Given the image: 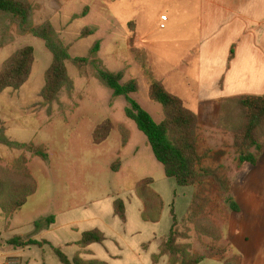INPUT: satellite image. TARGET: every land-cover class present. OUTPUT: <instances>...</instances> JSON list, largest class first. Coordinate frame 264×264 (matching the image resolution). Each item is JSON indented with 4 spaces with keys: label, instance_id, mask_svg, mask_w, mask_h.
Segmentation results:
<instances>
[{
    "label": "rangeland",
    "instance_id": "374dc122",
    "mask_svg": "<svg viewBox=\"0 0 264 264\" xmlns=\"http://www.w3.org/2000/svg\"><path fill=\"white\" fill-rule=\"evenodd\" d=\"M28 1L33 9V24L49 22L58 38L68 46L71 59L66 61V68L71 85L62 88L50 103H44L41 90L45 83V71L52 59L50 52L42 39L30 33H19L8 20L0 19V70L4 61L17 49L30 45L34 51V60L26 81L16 89L0 91V134L9 141L43 146L47 154L46 159H41L31 151L0 143V181H3L6 188L22 185V189L24 185H30L32 178L36 184L35 192L27 197L11 221H5V225L8 224L6 229L11 226L14 232L27 234L33 231L29 230L33 222L40 218L51 215L62 219L69 218V215L74 217L104 202L106 205L111 197L123 199V195L128 198L134 195L143 203L142 219L154 224L159 222L158 230L168 235L172 225L171 210L179 222L183 217L181 204L189 199L182 194L183 186H178L172 178L165 176L146 137L125 115L127 99L114 96L95 75L97 68H105L114 72L123 71V81L135 79L138 90L130 94V97L153 120L160 122L163 118L162 107L149 99L148 75L134 51L143 50L146 65L154 78L180 97L187 107L198 114L199 120L214 122L217 102L199 101L192 91L191 85L194 82L191 79L188 82L182 78L163 79L165 73H170V64H175L176 56L165 48L167 40L163 39V30H159L155 24V14L163 10V4L149 0ZM131 21L139 22L138 30L141 31L147 50L136 44L135 24L131 26ZM85 28L92 31L88 36L81 35ZM95 41H99V50L95 56L89 58L91 60L86 64H75L72 58L88 56ZM165 60L166 63H163ZM183 70L192 75V67ZM105 120L112 124L110 135L104 142L95 145L92 141L93 130ZM123 131L127 133L125 144H122ZM199 138L200 152L210 154L202 165L218 167L220 174L230 181V188L233 184V196L238 206L240 190L244 186L241 182L264 188V155L255 167L239 164L238 152L233 147V134L222 128L201 130ZM217 151H222L223 155L215 164L212 158ZM21 157L26 161L23 164L25 167L17 166ZM116 162L118 170L112 168ZM253 169L257 172L255 178L248 175ZM144 178L150 179L146 190L157 191L162 197L159 210L148 208L136 192V183ZM193 187L195 191L198 190L200 199L205 200L203 211L197 219L214 223L217 219L222 224L227 221V213L235 212L229 202L232 198L230 191L224 195L219 185L211 180L204 181L202 186ZM185 189L183 191L189 193ZM3 193H7V189ZM109 209L114 214V209L112 211L106 205L105 215ZM234 217L237 220L233 218L232 223L239 226V214ZM199 223L203 227L204 220ZM0 226L3 225L0 223ZM177 229L190 237L187 241L192 250L195 243H203L201 238L207 237L199 233L194 223L180 222ZM231 240L234 241V238L231 237ZM180 241L185 242L186 239ZM230 246L233 250V244ZM212 248L220 249L209 247L206 251ZM51 254L56 259L55 254Z\"/></svg>",
    "mask_w": 264,
    "mask_h": 264
},
{
    "label": "crops",
    "instance_id": "0c3cea01",
    "mask_svg": "<svg viewBox=\"0 0 264 264\" xmlns=\"http://www.w3.org/2000/svg\"><path fill=\"white\" fill-rule=\"evenodd\" d=\"M149 1L156 3L160 1L159 4H163V10L155 14V24L159 30H163V39L167 40L165 48L176 55L175 64H170L172 67L169 69L170 73H165L163 79L182 78L187 82L191 79L194 82L191 85L192 91L200 99L199 101L217 102L216 118L211 123L199 120L198 114L192 110L198 118L199 145L201 130L219 128V109L225 98L240 95L264 96V0ZM162 15L166 17L163 21ZM162 23L163 27H161ZM138 24L139 22H135L136 44L141 49L147 50L141 31L138 30ZM231 50L233 55L230 58ZM189 67L193 68L191 76L188 71L183 70ZM263 155L264 152L258 156L257 164ZM257 164L248 165L255 167ZM248 175L255 178L257 172L253 169ZM173 181L175 182L174 179ZM241 185L244 186L240 190L239 206L235 202L236 197L233 196V184L230 188L232 196L230 200L236 204L238 213L233 211L227 213V221L222 224L219 220H214L220 228V238L214 240L210 237H202L200 241L203 243H195L193 246L195 252L210 253V256L199 264H223L225 260L231 261V259H237L239 264H264V188H256L253 184L249 186L248 182H241ZM184 187L189 193L183 191ZM183 188L182 194L187 195L189 199L181 204L184 216L195 187L183 186ZM155 192H153L154 196L161 202L162 207V197L159 192ZM131 196L121 198L125 206V220L111 213V209L105 215L106 205L113 211L115 199L111 197L106 205L104 202L82 215H74V217L69 215V218L63 219L55 216L48 227L38 231L31 226L29 230L33 229V231L27 233L28 236L25 233L14 232L11 226L6 229L8 224L5 225L6 220L0 209V223L3 225L0 226L2 231L0 238L5 241L14 235H19L37 241L46 240L60 247L69 258L78 254L84 260L98 259L107 264H169L166 255L159 256L153 263L152 258L159 254V246L167 235L163 234L164 231L158 230L159 222L154 224L142 219L143 203L134 195ZM235 214H239V226L232 223V220H237ZM92 229L101 231L104 240L81 247L78 242L81 238L80 234ZM231 244L234 246L233 250ZM209 247L223 249V253L219 255L218 250L213 248L211 251H206ZM50 252L53 251L47 244L42 246L30 244L16 248L2 244L0 264H59L57 258L55 259Z\"/></svg>",
    "mask_w": 264,
    "mask_h": 264
},
{
    "label": "trees",
    "instance_id": "16d2710c",
    "mask_svg": "<svg viewBox=\"0 0 264 264\" xmlns=\"http://www.w3.org/2000/svg\"><path fill=\"white\" fill-rule=\"evenodd\" d=\"M32 6L28 0H0V19L8 20L16 26L19 33H30L43 40L45 47L51 54V63L45 71V83L41 90L44 103H50L55 99L62 88H69L71 80L67 74L66 61L71 59L68 46L58 38L52 25L44 22L34 25L32 22ZM134 26V21L129 23ZM91 29L85 28L82 36H88ZM99 50V41H95L88 52V56H76L72 61L77 64L88 63ZM144 72L148 75V97L151 101L161 105L163 118L160 122L153 120L151 115L137 103L130 94L137 92L138 83L135 79L123 81V71H110L105 68H97L95 75L101 83L112 91L114 96H124L128 105L125 108V115L134 122L136 128L144 134L147 143L155 159L162 165L167 178L175 180L179 186H202L206 180H211L221 188V191H230V181L220 174L218 167L203 166L202 162L210 154L201 153L198 145V118L177 95L169 92L163 83L149 71L145 52L134 49ZM233 50L230 51V58ZM91 58V59H89ZM34 60L32 46L26 45L14 51L3 63L0 70V91L6 88L16 89L20 87L29 77L31 66ZM218 127L233 134V147L238 152L239 164L256 165L258 156L264 152V96L263 95H240L225 98L220 105ZM112 130V124L105 120L98 124L92 133V141L95 145L104 142ZM127 140V133L123 131L122 144ZM0 143L14 148H22L33 152L41 159H46L47 154L43 146H35L32 143H20L9 141L0 134ZM255 149L253 152L252 150ZM213 163H218L223 155L222 151L213 153ZM17 166L25 165L24 157L17 161ZM23 165V166H24ZM25 167V166H24ZM117 168V162L112 166ZM26 171V168H25ZM30 185L22 187L6 188L3 181H0V209L5 220H9L12 215L19 210L26 202L27 197L36 190L35 181L30 179ZM150 183L149 178L139 180L135 187L137 194L143 199L145 205L150 209L159 210L161 202L155 198L152 191L146 190ZM7 189V193L3 190ZM198 190L194 192L186 214L178 222L171 210L172 225L167 237L160 246L159 254L153 256V263L159 256L166 255L169 264H199L203 259L210 256V253H198L192 250L191 244L187 241L190 237L186 232L177 229L178 224L191 223L197 225L200 234L206 235L214 240L220 238L218 226L209 220H204L203 227L200 225L201 219H197L203 211V202L200 199ZM231 208L236 212V204L230 200ZM114 214L121 220H125V206L121 198H116L113 202ZM146 217V216H145ZM54 221V216L40 218L33 222L35 231L48 227ZM184 227V225L182 226ZM201 227V228H200ZM2 231L0 229V236ZM104 235L98 229L88 230L82 233L79 245L86 247L91 243H100L104 240ZM188 238V239H187ZM186 239L185 242L180 241ZM48 243L60 264H107L98 259L84 260L78 254L69 258L63 250L54 246L46 240L37 241L32 238L23 239L19 235H14L8 240L1 241L6 246L12 248L23 247L30 244L42 246ZM218 254L223 253V249H218ZM223 264H239L237 259L225 260Z\"/></svg>",
    "mask_w": 264,
    "mask_h": 264
},
{
    "label": "built area",
    "instance_id": "2783aa9c",
    "mask_svg": "<svg viewBox=\"0 0 264 264\" xmlns=\"http://www.w3.org/2000/svg\"><path fill=\"white\" fill-rule=\"evenodd\" d=\"M166 19V17L165 16H161V20L163 21V20H165ZM161 27H163V23L161 24Z\"/></svg>",
    "mask_w": 264,
    "mask_h": 264
}]
</instances>
